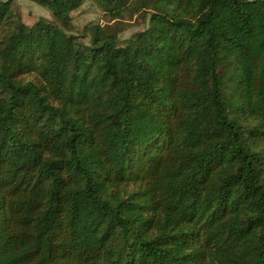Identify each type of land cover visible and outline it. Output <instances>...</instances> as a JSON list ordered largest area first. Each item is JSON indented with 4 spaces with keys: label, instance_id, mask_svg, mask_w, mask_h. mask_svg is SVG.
Masks as SVG:
<instances>
[{
    "label": "trees",
    "instance_id": "trees-1",
    "mask_svg": "<svg viewBox=\"0 0 264 264\" xmlns=\"http://www.w3.org/2000/svg\"><path fill=\"white\" fill-rule=\"evenodd\" d=\"M0 0V264H264V0Z\"/></svg>",
    "mask_w": 264,
    "mask_h": 264
},
{
    "label": "rangeland",
    "instance_id": "rangeland-1",
    "mask_svg": "<svg viewBox=\"0 0 264 264\" xmlns=\"http://www.w3.org/2000/svg\"><path fill=\"white\" fill-rule=\"evenodd\" d=\"M15 11L21 14L23 21L32 25L38 20L45 19L56 22L51 11L40 5L36 0H12ZM72 33L77 35L80 41L90 43L91 36L87 31L90 24H101L109 28V31L117 34L121 42L130 38L133 34L148 27L149 16L147 13H139L134 16L126 15L124 19H111L92 0H85L83 5L72 13Z\"/></svg>",
    "mask_w": 264,
    "mask_h": 264
}]
</instances>
